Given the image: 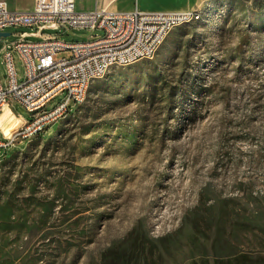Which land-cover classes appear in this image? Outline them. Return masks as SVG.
I'll use <instances>...</instances> for the list:
<instances>
[{"label": "rangeland", "instance_id": "obj_1", "mask_svg": "<svg viewBox=\"0 0 264 264\" xmlns=\"http://www.w3.org/2000/svg\"><path fill=\"white\" fill-rule=\"evenodd\" d=\"M198 7L153 57L111 66L68 114L0 151V264H264V0ZM4 31L0 48L38 39ZM18 114L0 112L5 134Z\"/></svg>", "mask_w": 264, "mask_h": 264}, {"label": "built area", "instance_id": "obj_2", "mask_svg": "<svg viewBox=\"0 0 264 264\" xmlns=\"http://www.w3.org/2000/svg\"><path fill=\"white\" fill-rule=\"evenodd\" d=\"M198 9L80 10L76 0H34L30 9L20 10L10 9L0 0V32L10 26H24L38 37L32 40L26 37L29 34L16 32L18 37L0 48L5 67L4 80L0 77V112L14 103L29 113V118L18 114L16 128L9 134L0 127V151L5 153L14 142L39 135L60 113L70 112L85 98L88 82L107 72L110 60L123 65L153 57L156 42H163L175 26L186 23V16H194ZM45 28H80L92 33L84 39L68 40L60 34L44 33ZM60 51L70 55L58 57ZM60 93L63 97L48 107Z\"/></svg>", "mask_w": 264, "mask_h": 264}, {"label": "crops", "instance_id": "obj_3", "mask_svg": "<svg viewBox=\"0 0 264 264\" xmlns=\"http://www.w3.org/2000/svg\"><path fill=\"white\" fill-rule=\"evenodd\" d=\"M10 9H18L11 7L9 0H3ZM206 0H128L124 7L120 4L122 0H76V6L80 10H91L107 8L109 10L127 11L134 7L144 11L161 10L166 12H174L188 8L198 7L205 3Z\"/></svg>", "mask_w": 264, "mask_h": 264}, {"label": "bare ground", "instance_id": "obj_4", "mask_svg": "<svg viewBox=\"0 0 264 264\" xmlns=\"http://www.w3.org/2000/svg\"><path fill=\"white\" fill-rule=\"evenodd\" d=\"M201 16V12L200 10L198 9L197 13L194 14V16H186V23L190 22V21H194V20H197L199 19ZM162 42H156V47H154V54L156 52V50L158 49V47L160 46ZM143 58H151V57H143ZM142 58V59H143ZM126 64H129V63H124L123 65H126ZM113 65H119V60H110V67L113 66ZM99 78V77H97ZM95 79V78H92L91 81ZM90 81V82H91ZM90 82H88V85H87V89L89 87V84ZM5 108V107H4ZM4 108L2 109V111L4 110ZM69 112H63V113H60V115L57 116V118L54 120V122H57L59 119H61L62 117H64L66 114H68ZM9 134V133H8Z\"/></svg>", "mask_w": 264, "mask_h": 264}, {"label": "water", "instance_id": "obj_5", "mask_svg": "<svg viewBox=\"0 0 264 264\" xmlns=\"http://www.w3.org/2000/svg\"><path fill=\"white\" fill-rule=\"evenodd\" d=\"M8 34H10V32H7V31L0 32V36H6Z\"/></svg>", "mask_w": 264, "mask_h": 264}]
</instances>
